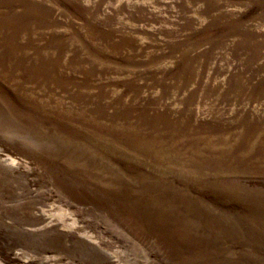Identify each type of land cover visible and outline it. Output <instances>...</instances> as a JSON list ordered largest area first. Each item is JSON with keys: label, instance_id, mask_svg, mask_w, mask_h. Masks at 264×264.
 <instances>
[{"label": "rangeland", "instance_id": "1", "mask_svg": "<svg viewBox=\"0 0 264 264\" xmlns=\"http://www.w3.org/2000/svg\"><path fill=\"white\" fill-rule=\"evenodd\" d=\"M263 223L264 0H0V264H264Z\"/></svg>", "mask_w": 264, "mask_h": 264}, {"label": "bare ground", "instance_id": "2", "mask_svg": "<svg viewBox=\"0 0 264 264\" xmlns=\"http://www.w3.org/2000/svg\"><path fill=\"white\" fill-rule=\"evenodd\" d=\"M77 171H78V170H77ZM159 202H160V201H159ZM156 203H157V202H156ZM166 203H169V202L167 201ZM163 204H164V202H163ZM169 204H170V203H169ZM161 205H162V204H161ZM261 206H262V205H261ZM261 206H260V207H261ZM163 209H164V208H163ZM164 210H165V209H164ZM169 210H170V209H169ZM166 211H167V210H166ZM256 211H257V210H256ZM167 213H171V212H170V211H167ZM190 224H191V223H188V225H187V226H189V227H190ZM263 224H264V223H263Z\"/></svg>", "mask_w": 264, "mask_h": 264}]
</instances>
